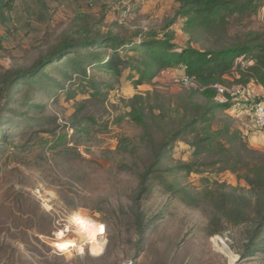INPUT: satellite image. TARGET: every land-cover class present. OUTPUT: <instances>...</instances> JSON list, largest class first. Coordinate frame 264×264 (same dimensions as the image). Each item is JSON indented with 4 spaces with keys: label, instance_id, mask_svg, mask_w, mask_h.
<instances>
[{
    "label": "rangeland",
    "instance_id": "374dc122",
    "mask_svg": "<svg viewBox=\"0 0 264 264\" xmlns=\"http://www.w3.org/2000/svg\"><path fill=\"white\" fill-rule=\"evenodd\" d=\"M133 1L112 0L110 10L105 5L95 16L51 7L47 22L46 16L33 15L35 10L23 15L5 11L0 74L30 70L79 26L95 21L102 33L129 36L160 29L177 10L167 18H149L150 13L136 9L148 0ZM177 21L169 29L177 35V46L190 42L196 49L218 50L249 32H264V2L254 16L229 18L224 35L185 30L184 21ZM94 50L46 65L49 80L42 78L38 85L36 77L19 81L8 101L0 103V264H264V228L250 244L253 223H235L231 208L224 209L223 194L244 196L251 216L245 182L230 172L217 173L216 167L202 174L179 171L182 163L195 161L183 141L165 152L146 193L137 199L139 175L164 136L163 123L159 129L150 123L146 131L127 117L129 105L143 96L145 108L161 103L171 109L190 88L180 83L179 69L161 71L135 87L138 76L131 68L115 76L98 62L83 64ZM69 60L81 62L86 76ZM222 120L234 130L239 127L231 112L219 110L214 128ZM242 135L250 149L264 153V147L250 146ZM75 214L103 229L98 251L83 242L71 222ZM138 221L145 225L141 241Z\"/></svg>",
    "mask_w": 264,
    "mask_h": 264
},
{
    "label": "trees",
    "instance_id": "16d2710c",
    "mask_svg": "<svg viewBox=\"0 0 264 264\" xmlns=\"http://www.w3.org/2000/svg\"><path fill=\"white\" fill-rule=\"evenodd\" d=\"M13 1L0 0V22L4 20V12L10 10ZM174 1L179 7L173 18L160 29L145 32L142 30L129 36H121L113 34L112 31L102 33L98 28L100 22L93 21L79 26L74 33L66 35L57 43L47 55L38 59L30 70L0 74V103L8 101L12 87L19 81L36 77L33 83L38 85L39 80H49L50 76L44 74L46 65L62 61L67 55L91 47L95 50L84 57L83 64L86 61L98 62L108 73L115 76H119L126 68H131L138 76L133 82L135 87L150 83L159 72L166 69L182 70L184 76L193 79L195 87L178 96L171 109L156 103L154 107L147 106V111L143 96H135L129 105L130 112L127 117L146 131L150 130V123L155 124L158 129L163 123L161 130L164 136L152 153L150 163L139 175L137 199L146 193L147 184L165 152L176 142L183 141L192 149L195 161L182 163L178 166L179 171L202 174L208 168L216 167L217 173L230 172L245 182L248 187L246 194L251 199V216L245 212L248 204L246 197L233 198L223 194L222 199L226 205L224 209L231 208V214L235 215V223H253L255 228L249 238L252 244L264 228V153L250 149L228 121L222 120L220 126L214 128L212 122L217 111L231 107V98L225 94L224 102L216 101L212 86L231 88L254 83L264 89V32H249L244 38H237L233 44L218 50H201L194 48L190 42L184 47L177 46L174 43L176 34L169 29L180 20L184 21L185 30L205 32L209 36L216 32L224 35L229 18L235 15L239 18L256 15L264 0ZM121 53L131 54L121 58ZM240 57L250 59L252 64L242 67L236 63ZM68 63L76 65L78 72L86 76L81 62L69 60ZM61 72L65 73L63 70ZM228 76L233 79L231 82L225 79ZM72 95L70 93L69 96ZM196 96L203 99L196 100ZM157 98L158 95L155 97L156 101ZM22 105L25 106L26 103ZM154 110L158 111V115L153 114ZM137 228L141 241L145 225L138 221Z\"/></svg>",
    "mask_w": 264,
    "mask_h": 264
},
{
    "label": "crops",
    "instance_id": "0c3cea01",
    "mask_svg": "<svg viewBox=\"0 0 264 264\" xmlns=\"http://www.w3.org/2000/svg\"><path fill=\"white\" fill-rule=\"evenodd\" d=\"M111 2L112 0H16L13 3V6L11 5L10 10H8L9 12L15 14L17 11L22 15L25 14L26 11L29 12L30 10H35L33 15H36L37 18L44 15L47 17V22L50 12L53 11L51 10V7H57V9L61 10L64 8H70L74 13L76 12L77 14L92 13V16H95L96 12L106 7L105 5H108L106 8L107 10H110L109 8ZM88 3H90L91 7H94L92 9H88ZM174 4V0H148L143 7L136 5V9L140 10L139 12L142 13H150V16H147L149 18L151 16L154 18L155 16L167 18L170 13H172V9L174 7L175 9L179 7V4ZM46 5L49 8H45ZM175 38H177V35ZM225 79L230 82L233 80L230 76L225 77ZM232 88L238 91V95L231 99V107H229L226 111L231 112L233 118L236 120L235 122L238 123L239 127L236 129V131H238L241 136H243L242 134L247 136V141L250 146L256 148L264 147V133L257 129L253 118L247 109L249 105V102L247 101L264 95V89L254 83H250L244 88L235 86H232Z\"/></svg>",
    "mask_w": 264,
    "mask_h": 264
},
{
    "label": "built area",
    "instance_id": "2783aa9c",
    "mask_svg": "<svg viewBox=\"0 0 264 264\" xmlns=\"http://www.w3.org/2000/svg\"><path fill=\"white\" fill-rule=\"evenodd\" d=\"M141 0H135L134 3H136L138 5V2H140ZM236 63H239L242 67H246L252 64V61L249 59H246L244 57H240L236 60ZM180 83L188 88H192L195 87V84L193 82V79H190L184 75L181 76L180 79ZM235 87H241L244 88L242 86H235ZM246 87V86H245ZM212 89L215 90L216 93V98H220L222 96H224L226 93H228L231 97V99L235 96L238 95V91H236L235 89L231 88H226L223 87L221 85H214L212 86ZM219 102H222L221 99H218ZM247 102H249L248 105V111L251 115V117L253 118L254 124L257 127V129L261 132L264 133V95L256 98V99H250ZM128 264H132V263H128Z\"/></svg>",
    "mask_w": 264,
    "mask_h": 264
},
{
    "label": "bare ground",
    "instance_id": "6f19581e",
    "mask_svg": "<svg viewBox=\"0 0 264 264\" xmlns=\"http://www.w3.org/2000/svg\"><path fill=\"white\" fill-rule=\"evenodd\" d=\"M79 221V222H78ZM71 222L73 223V225L75 226V228L77 229V232L83 237V232H82V229L86 228L88 225H92L94 228H99L98 225L93 222L92 220L86 218V217H83L79 214H75L73 217H72V220ZM99 232L97 233L96 235V238H95V241L94 243H89L91 245V247L95 248L96 246H98L99 248V245H98V241H97V236H98ZM61 235V234H60ZM81 239V238H80ZM69 243H66V245L69 246ZM72 246L71 247H75V244L73 242L70 243ZM83 245V244H82ZM80 251L81 249L78 248ZM79 251V252H80Z\"/></svg>",
    "mask_w": 264,
    "mask_h": 264
},
{
    "label": "clouds",
    "instance_id": "9594fccd",
    "mask_svg": "<svg viewBox=\"0 0 264 264\" xmlns=\"http://www.w3.org/2000/svg\"><path fill=\"white\" fill-rule=\"evenodd\" d=\"M102 230H103L102 228H94L92 225H88L86 228L82 229L83 242L84 243H94L97 233ZM94 250L98 251L99 250L98 246H96Z\"/></svg>",
    "mask_w": 264,
    "mask_h": 264
}]
</instances>
